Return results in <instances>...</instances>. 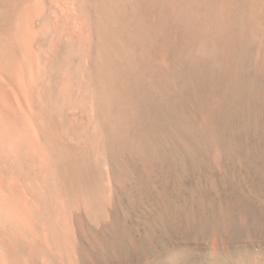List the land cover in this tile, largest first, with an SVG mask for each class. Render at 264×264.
Listing matches in <instances>:
<instances>
[{"label": "bare ground", "instance_id": "bare-ground-1", "mask_svg": "<svg viewBox=\"0 0 264 264\" xmlns=\"http://www.w3.org/2000/svg\"><path fill=\"white\" fill-rule=\"evenodd\" d=\"M0 264H264V0H0Z\"/></svg>", "mask_w": 264, "mask_h": 264}]
</instances>
